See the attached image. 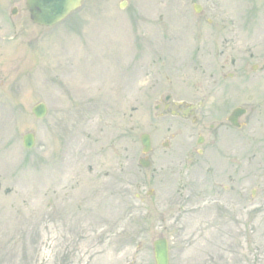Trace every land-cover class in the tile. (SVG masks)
I'll return each instance as SVG.
<instances>
[{
	"label": "rangeland",
	"instance_id": "rangeland-1",
	"mask_svg": "<svg viewBox=\"0 0 264 264\" xmlns=\"http://www.w3.org/2000/svg\"><path fill=\"white\" fill-rule=\"evenodd\" d=\"M160 237L171 264H264V0H83L53 27L0 0V264H156Z\"/></svg>",
	"mask_w": 264,
	"mask_h": 264
},
{
	"label": "water",
	"instance_id": "water-1",
	"mask_svg": "<svg viewBox=\"0 0 264 264\" xmlns=\"http://www.w3.org/2000/svg\"><path fill=\"white\" fill-rule=\"evenodd\" d=\"M82 3V0H27L28 7L31 11L34 21L41 25L52 26L66 18L72 11L76 10ZM34 114L42 118L47 113V105L40 102L33 107ZM244 112L243 109L235 110L231 119L236 121ZM143 143L148 150L150 139L148 135L143 136ZM35 144L33 133H27L24 136V145L32 148ZM145 165H147L145 163ZM154 251L157 264H170L169 242L167 238H159L154 241Z\"/></svg>",
	"mask_w": 264,
	"mask_h": 264
},
{
	"label": "flooded vegetation",
	"instance_id": "flooded-vegetation-1",
	"mask_svg": "<svg viewBox=\"0 0 264 264\" xmlns=\"http://www.w3.org/2000/svg\"><path fill=\"white\" fill-rule=\"evenodd\" d=\"M235 60H233V64H235ZM170 96H167V102L165 103V109L171 110L175 114H182L184 117H195L197 118V110L202 107L203 101H200L199 103H192V102H186L185 100H179L175 101L174 103H171L169 101ZM149 156V155H147Z\"/></svg>",
	"mask_w": 264,
	"mask_h": 264
}]
</instances>
